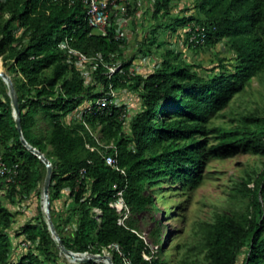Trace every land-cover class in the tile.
Instances as JSON below:
<instances>
[{
  "label": "trees",
  "instance_id": "1",
  "mask_svg": "<svg viewBox=\"0 0 264 264\" xmlns=\"http://www.w3.org/2000/svg\"><path fill=\"white\" fill-rule=\"evenodd\" d=\"M149 6L154 23L142 38L143 54L151 51L158 55L169 32L178 33L182 28L181 35L195 50L227 40L235 62L226 64L220 58L219 70L206 76L182 51L166 47L153 71L132 75L134 61L125 55L126 39L116 38L115 18L107 36L92 33L82 0L73 5L64 0H0V57L11 75L21 74L12 78L26 138L53 161L51 213L65 245L75 251L101 253L110 244L119 243L132 264H172L162 256L164 239L159 226L151 233L152 243L158 245L153 253L134 219L128 216L121 221L123 215L115 207L118 192L124 190V199L135 216L156 206L148 187L160 179L199 185L210 155L238 149L264 155V117L244 115L234 128L209 126L214 115L264 72V0H197V11L191 15L174 14V0H151ZM191 25L205 27L204 43L190 41ZM67 35L74 47L88 55L102 53L107 62L121 61V70L108 78L100 64L94 80L86 83L85 76L59 47ZM111 81L118 88L134 89L140 96L141 109L129 132L124 129L123 109L117 107L68 123L69 113L102 94ZM40 118L47 121L46 128L39 126ZM84 120L93 132L99 130V141ZM211 134L218 142L208 146L204 137ZM112 143L126 173L105 162L103 152L114 148L102 144ZM0 153L7 166L18 168L16 180L8 182L13 195L39 188L46 164L21 141L8 86L1 77ZM82 168H86L84 177ZM254 182L253 187L244 185L251 198L246 210L219 214L213 223L207 264H238L244 250V264H264V168ZM66 189L71 202L64 210L57 200ZM12 222L13 213L0 200V264H53L61 259L53 250L56 243L40 209L37 222L24 227L35 248L14 260L7 233ZM111 251L114 264H125L118 251ZM148 254L151 258L145 257Z\"/></svg>",
  "mask_w": 264,
  "mask_h": 264
},
{
  "label": "rangeland",
  "instance_id": "2",
  "mask_svg": "<svg viewBox=\"0 0 264 264\" xmlns=\"http://www.w3.org/2000/svg\"><path fill=\"white\" fill-rule=\"evenodd\" d=\"M123 2L127 3L130 11L128 9V12L121 18L122 29L132 36L127 35L125 55L133 60L134 64H138L143 73L155 69L161 61L160 54L166 47L182 51L186 60L194 64L206 76L219 70L220 58H224L226 64L235 62V54L231 51L227 40H222L212 48L202 47L200 50H195L188 46L185 36L181 35L182 28L178 33L169 32L166 44L157 51L158 55L151 51L148 55L143 54L140 51L142 38L150 31L154 23L152 9L149 6L151 0H124ZM196 2L197 0H174L172 11L174 14L191 15L197 11ZM0 61L3 69L11 75L2 57ZM11 76L21 77V74L15 72ZM119 90L121 91L120 98L126 102L127 106L124 129L129 132L134 116L141 109V99L139 94L130 87H119ZM168 105L174 106L171 102ZM247 114L264 117V72L254 77L242 92L233 97L226 108L214 115L209 126L234 128L241 124L242 117ZM39 126L46 128L47 121L40 118ZM95 133L100 134L99 130ZM204 140L208 146L218 142L212 134L204 137ZM2 154L0 153V160L4 161ZM8 168L11 169L8 176L0 178V200L13 213V222L7 228V233L12 242V258L16 260L30 249L35 248V244L28 239L24 227L28 223L37 222L42 203V186L46 175L38 189L29 194L13 195L11 186L8 185V178L16 180L18 168L17 165L8 166ZM263 168L264 155L243 149L225 155H210L204 164L199 185L190 187L184 185L181 180L160 179L158 183L148 187V192L154 195L156 206L135 216L129 209L127 214L134 219L138 233L152 247L153 253L158 250V245L152 243L151 233L159 226L164 239L161 247L162 256L166 257L170 263L207 264L208 236L213 223L219 214H240L246 210L251 198L244 185L247 183L248 187H253L254 180ZM250 178L252 181L248 183ZM20 184L18 182V188L22 186ZM70 202L69 190L66 189L57 200V204L59 208L66 210ZM121 214L124 216L125 213ZM53 250L61 257L57 263L53 264H84L72 263L65 259L57 244ZM110 254H113L112 251ZM146 256L151 258L149 254ZM245 256L246 251L244 250L238 264H244Z\"/></svg>",
  "mask_w": 264,
  "mask_h": 264
},
{
  "label": "built area",
  "instance_id": "3",
  "mask_svg": "<svg viewBox=\"0 0 264 264\" xmlns=\"http://www.w3.org/2000/svg\"><path fill=\"white\" fill-rule=\"evenodd\" d=\"M70 5H73L76 0H64ZM86 7V18L89 22V25L92 27V33L107 36L109 27L113 23V17L115 18L116 23V38L126 39L127 32L122 29V16L128 12L127 3L123 2L124 0H82ZM190 33V41L196 44H202L205 42L207 34L206 29L200 25H191L188 28ZM59 47L64 50L68 56V61L75 64L77 69L85 76L86 83L94 80L95 72L98 70L100 64H102L106 69L103 72L108 78L112 76L119 70H121L122 62L113 61L107 62L104 59L102 53L96 55H88L87 53L81 51L80 49L74 47L71 44V37L67 35L60 43ZM138 73H143L137 64H132L130 67V74L136 75ZM146 74V73H144ZM118 87L114 85L111 81L108 86H104L102 89V94L93 98L92 100L85 101L80 105L76 110L69 113L68 119H83V116L88 113H107L114 107L123 109L122 118L125 119L127 116V106L126 102L121 100ZM126 120V119H125ZM85 125L91 130L89 124L84 120ZM93 135L99 141L100 135L93 132ZM105 148H114V151L103 152V157L107 165L113 167L114 169L126 173L125 169L120 166L118 158V150L116 146L112 143L110 145H104ZM3 160V159H2ZM10 168L6 165L4 161L0 160V174L6 176L10 172ZM86 173V168L81 169V176L84 177ZM12 178L9 177L8 181ZM124 190L118 192V199L115 202V207L120 213H125L122 216L121 221L124 222L128 217L127 212L129 211V206L124 199ZM97 212L101 214V211L97 209ZM111 250H116L123 257L125 264H132V261L129 257L126 256L122 250L119 243H112L108 248L104 249L105 253H110ZM146 258H148L145 255Z\"/></svg>",
  "mask_w": 264,
  "mask_h": 264
},
{
  "label": "water",
  "instance_id": "4",
  "mask_svg": "<svg viewBox=\"0 0 264 264\" xmlns=\"http://www.w3.org/2000/svg\"><path fill=\"white\" fill-rule=\"evenodd\" d=\"M0 77L6 82L8 86V93L11 98L12 107H13V113L16 120V127L18 128L20 132L21 141L24 145H26L33 153H35L45 164L47 167V174L44 182V194L41 193L42 203H41V211L44 216V219L48 225L49 231L52 235V238L56 242L58 248L60 249V253H62L73 256L76 258L78 263H86L90 261L98 262L99 260H108L107 264H114V255L110 253H96L92 251H75L70 248H68L63 239L60 235L56 224L54 222V219L52 217L51 213V194H50V185L52 182V175L54 172V164L51 158L43 152L38 147L34 146L32 143L28 141L26 138L23 127H22V119H21V108H20V101L18 92L14 83V80L12 76L7 72L6 70L2 69L0 70ZM45 197V201L44 198Z\"/></svg>",
  "mask_w": 264,
  "mask_h": 264
},
{
  "label": "bare ground",
  "instance_id": "5",
  "mask_svg": "<svg viewBox=\"0 0 264 264\" xmlns=\"http://www.w3.org/2000/svg\"><path fill=\"white\" fill-rule=\"evenodd\" d=\"M2 69H3V68L0 67V70H2ZM43 188H44V184H43V186H42V193L44 194ZM43 199H44V201H45V197H44ZM62 256H63L65 259H68V260H69L70 262H72V263H78V261L76 260V258L73 257V256H70V255H67V254H64V253H62ZM98 262H99V263L107 264V263H108V260H99Z\"/></svg>",
  "mask_w": 264,
  "mask_h": 264
},
{
  "label": "crops",
  "instance_id": "6",
  "mask_svg": "<svg viewBox=\"0 0 264 264\" xmlns=\"http://www.w3.org/2000/svg\"><path fill=\"white\" fill-rule=\"evenodd\" d=\"M121 27H122V25H121ZM128 36L132 37L131 34H128ZM139 61H140V60H139ZM139 64H140V63H139ZM137 65H138V64H137Z\"/></svg>",
  "mask_w": 264,
  "mask_h": 264
}]
</instances>
